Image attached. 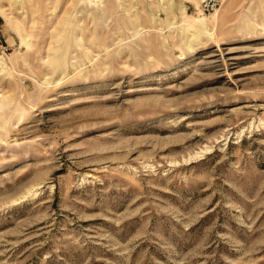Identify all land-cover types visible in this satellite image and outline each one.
<instances>
[{
    "label": "rangeland",
    "instance_id": "1",
    "mask_svg": "<svg viewBox=\"0 0 264 264\" xmlns=\"http://www.w3.org/2000/svg\"><path fill=\"white\" fill-rule=\"evenodd\" d=\"M202 3L0 0V264H264V0Z\"/></svg>",
    "mask_w": 264,
    "mask_h": 264
},
{
    "label": "built area",
    "instance_id": "2",
    "mask_svg": "<svg viewBox=\"0 0 264 264\" xmlns=\"http://www.w3.org/2000/svg\"><path fill=\"white\" fill-rule=\"evenodd\" d=\"M222 0H204L202 8L205 13H214L220 7ZM5 47L4 28L0 24V53L3 52Z\"/></svg>",
    "mask_w": 264,
    "mask_h": 264
},
{
    "label": "bare ground",
    "instance_id": "3",
    "mask_svg": "<svg viewBox=\"0 0 264 264\" xmlns=\"http://www.w3.org/2000/svg\"><path fill=\"white\" fill-rule=\"evenodd\" d=\"M204 1V0H203ZM218 12V11H217ZM216 12V13H217ZM3 63H4V59L2 58V57H0V67H1V65H3Z\"/></svg>",
    "mask_w": 264,
    "mask_h": 264
}]
</instances>
